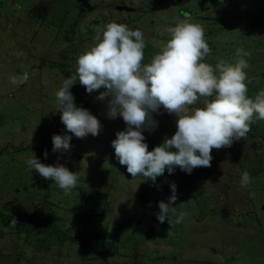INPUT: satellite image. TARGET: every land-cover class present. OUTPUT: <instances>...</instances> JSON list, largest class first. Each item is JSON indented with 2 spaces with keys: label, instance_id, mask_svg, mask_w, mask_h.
I'll list each match as a JSON object with an SVG mask.
<instances>
[{
  "label": "rangeland",
  "instance_id": "rangeland-1",
  "mask_svg": "<svg viewBox=\"0 0 264 264\" xmlns=\"http://www.w3.org/2000/svg\"><path fill=\"white\" fill-rule=\"evenodd\" d=\"M91 3L0 0V264H264V0Z\"/></svg>",
  "mask_w": 264,
  "mask_h": 264
},
{
  "label": "trees",
  "instance_id": "trees-1",
  "mask_svg": "<svg viewBox=\"0 0 264 264\" xmlns=\"http://www.w3.org/2000/svg\"><path fill=\"white\" fill-rule=\"evenodd\" d=\"M194 68L196 67H193V69ZM239 91L243 103L240 106V109L235 112L233 116L236 117L241 115L244 118H248L251 123H253L255 128L264 127V79H261L259 82L250 80L248 83H242L239 86ZM176 149L177 148L169 150L172 155L171 159L176 155ZM162 151L163 147L159 144H145L141 148V156L145 162H151L158 160ZM166 165L174 168L172 172H175L177 166L172 162V160H170V162ZM46 220L47 218L44 216L43 208H38L31 213V215L24 222H20V224L18 223L15 228L26 231L28 238L33 233L46 234ZM53 236L54 233L50 235V238H53ZM63 239L65 240V238ZM63 239L60 238L58 242H63Z\"/></svg>",
  "mask_w": 264,
  "mask_h": 264
},
{
  "label": "water",
  "instance_id": "water-1",
  "mask_svg": "<svg viewBox=\"0 0 264 264\" xmlns=\"http://www.w3.org/2000/svg\"><path fill=\"white\" fill-rule=\"evenodd\" d=\"M77 2L80 4V11L81 12H85L87 10H91L92 9V5L90 3V0H77ZM118 9L120 10H130V8L128 7H124V6H118ZM139 81H142L143 78H138Z\"/></svg>",
  "mask_w": 264,
  "mask_h": 264
},
{
  "label": "flooded vegetation",
  "instance_id": "flooded-vegetation-1",
  "mask_svg": "<svg viewBox=\"0 0 264 264\" xmlns=\"http://www.w3.org/2000/svg\"><path fill=\"white\" fill-rule=\"evenodd\" d=\"M90 2H91V0H90ZM76 3H77V6L80 8V4L77 2V0H76ZM92 4V3H91ZM93 8V7H92Z\"/></svg>",
  "mask_w": 264,
  "mask_h": 264
},
{
  "label": "clouds",
  "instance_id": "clouds-1",
  "mask_svg": "<svg viewBox=\"0 0 264 264\" xmlns=\"http://www.w3.org/2000/svg\"><path fill=\"white\" fill-rule=\"evenodd\" d=\"M91 3V2H90ZM92 5V4H91Z\"/></svg>",
  "mask_w": 264,
  "mask_h": 264
}]
</instances>
